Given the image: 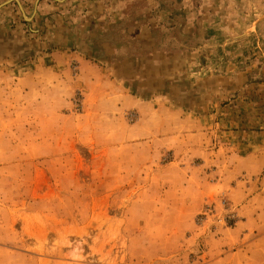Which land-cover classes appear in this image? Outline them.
<instances>
[{
    "label": "rangeland",
    "instance_id": "obj_1",
    "mask_svg": "<svg viewBox=\"0 0 264 264\" xmlns=\"http://www.w3.org/2000/svg\"><path fill=\"white\" fill-rule=\"evenodd\" d=\"M80 2L0 0V264H264V0H152L148 97Z\"/></svg>",
    "mask_w": 264,
    "mask_h": 264
},
{
    "label": "crops",
    "instance_id": "obj_2",
    "mask_svg": "<svg viewBox=\"0 0 264 264\" xmlns=\"http://www.w3.org/2000/svg\"><path fill=\"white\" fill-rule=\"evenodd\" d=\"M151 2L152 0H85V2L82 0L78 4L80 11L83 10L81 15L83 29L80 30L83 49L91 56H95L97 50L101 51L102 54H97L95 57L102 55L104 60H109L111 73L117 78H126L136 89H142V94L146 97L162 95V92L168 89L163 86L169 82L168 69L172 68L170 66H176V59L180 58L178 53V55H172L169 60L167 51L152 47L138 59L129 58L121 52L125 51L126 45L120 43V37L145 38L154 30L159 33L163 30L161 21L152 18ZM160 5L163 6L162 2H157L156 7ZM225 6H223L224 9H226ZM140 8L146 12L145 15L143 14L144 18L142 20L131 18L133 11ZM165 10H167L166 6H163L158 11L162 15ZM102 36L110 38L100 43L94 41V44H100L99 49L89 48L88 45L95 37Z\"/></svg>",
    "mask_w": 264,
    "mask_h": 264
}]
</instances>
